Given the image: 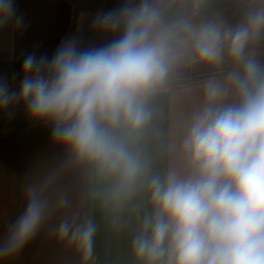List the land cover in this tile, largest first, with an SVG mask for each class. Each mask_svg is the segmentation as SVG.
Returning <instances> with one entry per match:
<instances>
[{
    "label": "clouds",
    "instance_id": "clouds-1",
    "mask_svg": "<svg viewBox=\"0 0 264 264\" xmlns=\"http://www.w3.org/2000/svg\"><path fill=\"white\" fill-rule=\"evenodd\" d=\"M124 0L93 26L113 38L62 42L23 61L18 91L0 79V111L23 104L51 125L67 161L29 185L0 259L54 231L94 264L98 225L130 235V264H264V0ZM0 0V27L12 22ZM19 23V20H17Z\"/></svg>",
    "mask_w": 264,
    "mask_h": 264
},
{
    "label": "crops",
    "instance_id": "crops-1",
    "mask_svg": "<svg viewBox=\"0 0 264 264\" xmlns=\"http://www.w3.org/2000/svg\"><path fill=\"white\" fill-rule=\"evenodd\" d=\"M82 1L87 0H12V22L0 27V79L18 91L24 59L30 54L37 59H51L68 33L74 4ZM123 2L99 0L95 9L82 10L69 39L75 38L81 48L110 41L113 37L95 28L93 20L99 12ZM216 7L222 8L221 3L216 2ZM260 54L264 58V48ZM17 127L30 128L27 142L19 144L8 139L5 133ZM51 131L48 123L33 120L23 104L0 111V243L25 209L29 185L67 161L65 148L53 142ZM63 185L69 190L74 210L90 212L98 225L94 264H130V235L111 232L99 207L80 206L84 186L78 174L66 175ZM60 219V215L54 216L22 250L0 259V264H92L82 258L74 245L58 238L54 229Z\"/></svg>",
    "mask_w": 264,
    "mask_h": 264
},
{
    "label": "trees",
    "instance_id": "trees-1",
    "mask_svg": "<svg viewBox=\"0 0 264 264\" xmlns=\"http://www.w3.org/2000/svg\"><path fill=\"white\" fill-rule=\"evenodd\" d=\"M99 0H87V1H82L74 4V9H73V15H72V21L71 25L69 27L68 33L62 40V42L67 41L70 38V35L74 31L77 20H78V15L82 10H93L98 6ZM216 2L221 3L222 8L224 9L226 14L229 15V17L233 20H235L236 14H235V0H216ZM30 128H13L10 131H8L6 136L11 142L15 143H25L28 141V132Z\"/></svg>",
    "mask_w": 264,
    "mask_h": 264
}]
</instances>
